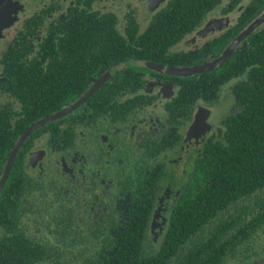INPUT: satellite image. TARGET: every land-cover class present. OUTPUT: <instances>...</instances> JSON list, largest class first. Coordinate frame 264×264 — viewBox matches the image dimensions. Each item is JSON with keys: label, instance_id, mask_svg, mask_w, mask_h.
<instances>
[{"label": "flooded vegetation", "instance_id": "1", "mask_svg": "<svg viewBox=\"0 0 264 264\" xmlns=\"http://www.w3.org/2000/svg\"><path fill=\"white\" fill-rule=\"evenodd\" d=\"M251 107H264V0H0L5 242L13 204L34 246L134 233L166 264H264ZM208 159L233 162L228 176Z\"/></svg>", "mask_w": 264, "mask_h": 264}, {"label": "trees", "instance_id": "2", "mask_svg": "<svg viewBox=\"0 0 264 264\" xmlns=\"http://www.w3.org/2000/svg\"><path fill=\"white\" fill-rule=\"evenodd\" d=\"M250 113L252 117L258 120V122H263L264 124V107H251ZM240 124L243 125L242 122H240ZM240 131L243 130L241 129ZM229 132H233V130L230 129ZM262 132L264 134V131ZM255 143V146L251 145L250 147V163L251 166L253 164H257L256 168L252 169V172H255L257 177L259 174L264 175V141L261 142V140L257 139ZM230 148L236 147L230 146ZM240 149H246L245 140L243 138H240ZM211 164H214L219 171H224V173L228 176L230 167L232 166L233 162H217L208 159L206 161V165ZM207 180L209 181V177ZM250 180L251 182H253V177H251ZM225 190L228 191L227 188H225ZM225 190L216 189V193L218 192V194L227 197V194L230 192V190L229 192H226ZM9 191L12 190L10 189ZM232 191L239 192L240 190L233 188ZM202 193L204 197H210L211 188L204 186ZM6 196L7 194L3 192L0 198V246L8 245L10 248L0 250V264H166L165 256L167 255V253L165 252V249L160 251L159 253H145L139 251V244H141L142 238H136L134 233H132L130 237L126 238L128 240L126 244L128 245L124 244L125 246H112L110 243L99 242L98 237L91 233V235L88 236L90 240V249L88 251H60L55 245L56 242H53L52 239L50 241H43L41 242V244L36 243L34 246L35 237L28 236V234H23L24 230L19 227V222L17 221L18 208L13 204L10 206V212L15 213L13 217H16L17 220H11L10 228L13 229V233L5 242L3 236V222L5 219L4 211L8 205L3 202L5 201L4 198ZM204 202L207 201H203V203ZM206 220L207 219H203V223H205ZM31 233L33 234V232ZM58 239L62 240L61 238ZM67 242L71 244V239L69 238ZM15 245L18 247L13 248V246ZM21 245H26L28 247L26 250L27 254L22 259L24 263H22V256H20V254L23 253L19 248V246ZM102 249H105L106 251H102Z\"/></svg>", "mask_w": 264, "mask_h": 264}, {"label": "water", "instance_id": "3", "mask_svg": "<svg viewBox=\"0 0 264 264\" xmlns=\"http://www.w3.org/2000/svg\"><path fill=\"white\" fill-rule=\"evenodd\" d=\"M28 131H29V130H28ZM4 178H5V174H4V176L1 178L0 187H1V184H2V181L4 180Z\"/></svg>", "mask_w": 264, "mask_h": 264}]
</instances>
